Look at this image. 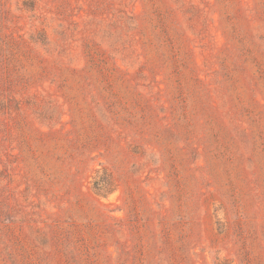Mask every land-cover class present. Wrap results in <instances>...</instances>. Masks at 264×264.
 Here are the masks:
<instances>
[{
  "label": "rangeland",
  "instance_id": "374dc122",
  "mask_svg": "<svg viewBox=\"0 0 264 264\" xmlns=\"http://www.w3.org/2000/svg\"><path fill=\"white\" fill-rule=\"evenodd\" d=\"M0 264H264V0H0Z\"/></svg>",
  "mask_w": 264,
  "mask_h": 264
},
{
  "label": "trees",
  "instance_id": "16d2710c",
  "mask_svg": "<svg viewBox=\"0 0 264 264\" xmlns=\"http://www.w3.org/2000/svg\"><path fill=\"white\" fill-rule=\"evenodd\" d=\"M109 182V181H108ZM106 183H105V181H102V183H97V182H95L94 183V188H95V190H99V187L98 186H100L101 188L105 185ZM103 188H105V187H103ZM100 190H102V189H100ZM98 192H100V191H98Z\"/></svg>",
  "mask_w": 264,
  "mask_h": 264
}]
</instances>
